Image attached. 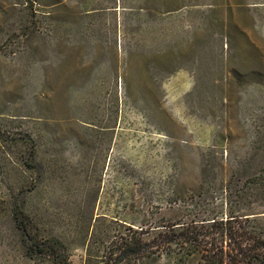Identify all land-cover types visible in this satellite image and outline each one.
<instances>
[{
    "label": "rangeland",
    "instance_id": "374dc122",
    "mask_svg": "<svg viewBox=\"0 0 264 264\" xmlns=\"http://www.w3.org/2000/svg\"><path fill=\"white\" fill-rule=\"evenodd\" d=\"M202 209L264 226V0H0V264H186Z\"/></svg>",
    "mask_w": 264,
    "mask_h": 264
},
{
    "label": "trees",
    "instance_id": "16d2710c",
    "mask_svg": "<svg viewBox=\"0 0 264 264\" xmlns=\"http://www.w3.org/2000/svg\"><path fill=\"white\" fill-rule=\"evenodd\" d=\"M259 218L239 217L234 213L220 215L214 210L202 209L189 221L172 224L161 232L158 249L179 239L180 261L186 264H264V231L261 229L264 226L261 227ZM175 232H179L178 235L171 236ZM38 248L55 264H73L59 241L41 243ZM118 251L112 264H135L134 259L144 258L142 254L148 248L146 243L131 240L119 245Z\"/></svg>",
    "mask_w": 264,
    "mask_h": 264
}]
</instances>
